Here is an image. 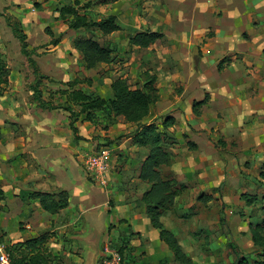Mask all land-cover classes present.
Returning <instances> with one entry per match:
<instances>
[{
	"label": "crops",
	"instance_id": "1",
	"mask_svg": "<svg viewBox=\"0 0 264 264\" xmlns=\"http://www.w3.org/2000/svg\"><path fill=\"white\" fill-rule=\"evenodd\" d=\"M111 4L116 9L109 16L117 17L120 29L106 37L121 41L132 35L120 43L107 44L119 51L118 59H124V65L138 67L134 59V64L128 62L131 48L142 49L129 44L138 33H163L164 37L154 45L165 42L169 46L160 47L162 54H148L161 66L153 62L144 70L157 76L160 95L148 121L167 114L176 119L170 128L176 139L170 148L174 164L164 167L163 173L185 183L195 193L220 187L225 175L234 172L236 157L222 154L219 133L226 139L239 138L242 143H261L259 146L264 147V0H150L143 10L150 20L140 17L141 8L127 1L107 5ZM27 20L24 17L22 21ZM154 45L143 50L153 49ZM177 66L184 69L177 71ZM120 77L134 84L138 76L133 73ZM113 81L107 95L110 99ZM179 84L183 91L177 95L174 93ZM204 100L197 106L196 114L194 103ZM220 113L224 119L219 118ZM136 129L124 117H118L102 133L113 141V172L106 188L100 189L89 175L95 190L77 183L71 170L57 171L55 190L63 189L70 195L69 206L58 214L45 211L39 199L29 198L26 184L22 186L20 180L22 173L18 180L12 170L0 171V189L4 191L0 201V241L13 245L49 233L47 242L32 254L34 264H98L105 249L114 243H118L117 248H130L132 255L138 257V264H160L168 256V247L161 241L159 231L151 226L141 203L149 188L140 178L147 149L133 143ZM1 132L4 133L3 128ZM3 142L10 143L8 139ZM59 145L64 147L65 142ZM68 145L72 150L84 146L81 142ZM180 147L181 155L177 151ZM230 147L228 142L227 148ZM36 187L37 191H47L46 185Z\"/></svg>",
	"mask_w": 264,
	"mask_h": 264
},
{
	"label": "rangeland",
	"instance_id": "2",
	"mask_svg": "<svg viewBox=\"0 0 264 264\" xmlns=\"http://www.w3.org/2000/svg\"><path fill=\"white\" fill-rule=\"evenodd\" d=\"M14 1L17 4L0 0V60L11 71L8 83L0 85V171L12 170L16 179L22 173L23 178L20 180L22 186L26 184L28 193L37 189L36 184L46 185L47 191H56L57 171L65 168L74 173L77 183H85L95 190L97 188L91 185L84 166V155L107 146L104 145L106 142H113L104 138L102 133L105 134L114 125L116 118L110 117L106 111L97 113L94 120H86L82 116L76 122L78 132L75 133L70 125V112L62 108L48 110L38 107L33 99V86L39 81L43 98L55 105H65L72 92L78 88L107 99L110 82L120 75L134 73L138 77L134 79L133 87H142L146 80L144 70L156 60H152V56L149 59L148 54H162V48L169 46L163 42L156 46L153 44L150 50L131 48L128 62L134 59L138 67L124 65V59H118L120 53L115 50V59L111 64L87 69L81 54L73 47L77 38H92L107 46L109 43H120L132 35L125 36L121 41H113L95 28L71 29L69 21L72 17L67 10L75 8L87 20L97 22L116 9L113 4L108 6L105 0ZM124 1L135 8L140 7L142 12L139 16L150 20L143 13L150 0ZM13 11H17L21 17ZM9 16L15 18L10 19ZM24 17L28 18L25 23L22 21ZM16 20L22 24L27 35L30 56L22 52V42L13 31ZM140 29L145 27L141 26ZM54 36L61 37L58 45L52 42ZM154 64L161 66L160 62ZM81 66L85 69H80ZM107 67L109 70H106ZM181 69L184 68L176 67L177 71ZM151 70L154 71L153 67ZM182 91L183 86L179 84L174 94L179 95ZM75 108L77 111L80 109ZM161 117L155 119L159 125ZM151 118L149 115L147 120ZM219 118L224 119V115L220 113ZM2 128L4 133L1 132ZM217 138L222 154L236 157L234 172L229 176L226 174L223 184L218 188L203 193H195L190 189L179 199L174 210L164 214L163 222L175 233L195 264H256L264 260L260 256L263 254L262 249L254 244L251 232L264 222V147L259 146L261 143H242L239 138L226 139L220 133ZM3 139H8L9 145ZM61 142H65L64 147L59 145ZM80 142L84 146L78 150L68 148V143L77 146ZM228 142L230 148H227ZM249 145L243 151L242 148ZM177 151L181 155L183 149L180 147ZM201 194H211L213 200L205 204L198 200ZM246 195L258 199L254 200L253 205H248L243 199ZM3 199L4 191L0 189V201ZM2 206L0 204V210ZM117 244L114 243L111 248H117ZM1 245L8 246L0 241ZM123 250L128 264H138V257L132 255L130 248L124 247ZM165 258L168 264H176L169 249Z\"/></svg>",
	"mask_w": 264,
	"mask_h": 264
},
{
	"label": "trees",
	"instance_id": "3",
	"mask_svg": "<svg viewBox=\"0 0 264 264\" xmlns=\"http://www.w3.org/2000/svg\"><path fill=\"white\" fill-rule=\"evenodd\" d=\"M117 1L119 0H105L104 3L109 4ZM67 12L72 17L69 21V27L74 30L95 28L103 35H109L120 29L117 17L114 15L93 22L81 16L75 8H69ZM9 18L14 19L15 17L9 16ZM21 25L17 21L13 26V31L22 42V52L30 56L31 51L28 50V42L26 41L27 35ZM50 34L53 35L51 32ZM163 37V33L145 31L131 38L129 44L147 49ZM60 38L54 36L52 39L53 44L58 45ZM73 47L81 54L87 69H96L101 64H111L114 61L113 48L103 46L92 38H77L73 42ZM219 69L221 68L219 67ZM10 74L11 71L7 64L0 60V85L8 83ZM145 77L146 80L140 88L133 87L128 78L119 77L115 79L111 84L113 91V98L111 99L89 94L78 88L72 92L68 99L69 101L65 105H55L46 101L40 89V82L37 81L36 85L33 86V99L38 104V107L42 109L55 110L62 108L70 112V125L75 133L78 132L76 122L80 117L85 116L86 120H94L96 114L101 111H106L112 118L124 117L127 122L137 127L133 143L140 148L147 149V156L142 163L140 174L141 180L149 185V188L141 198L145 213L150 219L151 226L159 231L161 241L167 245L172 253L173 262L176 264H195L191 256L184 250L175 233L166 227L163 222L164 214L175 209L179 199L189 191V186L163 173L164 167L174 164V156L170 148L176 140L170 128L176 124V119L170 115L163 116L161 117V125L156 120L152 122L147 120L152 106L160 100V95L157 88V76L150 72H145ZM204 102L205 100L194 103L196 114L199 113L196 110L197 106ZM75 107L80 109L77 111ZM112 144L113 142L111 144L104 143V145L109 147ZM29 198L39 199L45 211L51 214H58L69 206L70 195L68 191L63 189L54 192L35 190L29 193ZM243 199L248 205H253L254 200L256 201L258 198L246 195L243 196ZM198 200L207 204L213 200V196L211 194H201ZM251 232L254 244L262 249L263 254H260V256L264 257V222L262 225L254 227ZM48 237L49 233H44L38 238L6 246V250L11 255L12 264H34L35 260L32 254L35 253V249L47 242ZM123 249L124 246L119 248L124 254ZM160 264H168V260L164 257L161 259ZM256 264H264V260L258 261Z\"/></svg>",
	"mask_w": 264,
	"mask_h": 264
},
{
	"label": "built area",
	"instance_id": "4",
	"mask_svg": "<svg viewBox=\"0 0 264 264\" xmlns=\"http://www.w3.org/2000/svg\"><path fill=\"white\" fill-rule=\"evenodd\" d=\"M113 153L108 146L84 155V166L92 182L107 187L111 182ZM119 248L107 247L99 260V264H128ZM0 264H12L10 253L5 245L0 246Z\"/></svg>",
	"mask_w": 264,
	"mask_h": 264
}]
</instances>
